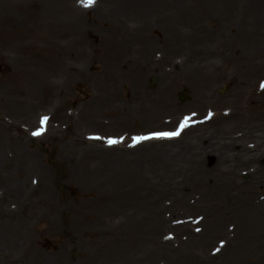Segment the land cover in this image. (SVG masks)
Segmentation results:
<instances>
[{"label": "rangeland", "instance_id": "obj_1", "mask_svg": "<svg viewBox=\"0 0 264 264\" xmlns=\"http://www.w3.org/2000/svg\"><path fill=\"white\" fill-rule=\"evenodd\" d=\"M14 2L0 18V264H264V158L234 157L261 143L246 126L264 122V0ZM201 56L227 73L205 90ZM203 90L218 104L197 100ZM226 131L233 188L219 157L199 154ZM196 135V165L158 152Z\"/></svg>", "mask_w": 264, "mask_h": 264}, {"label": "bare ground", "instance_id": "obj_2", "mask_svg": "<svg viewBox=\"0 0 264 264\" xmlns=\"http://www.w3.org/2000/svg\"><path fill=\"white\" fill-rule=\"evenodd\" d=\"M116 0H113V2H115ZM118 2L120 3H123V4H127L128 3V0H117ZM72 0H63V8H68L71 4ZM14 3H19V2H14V0H0V18H1V14H2V10L8 8V6L10 7L11 5H14ZM61 9V12H67V11H70L71 9ZM0 25H1V22H0ZM264 29V27H263ZM262 29V30H263ZM5 30L0 26V32H4ZM261 32V31H260ZM259 32V33H260ZM5 37H11V36H5ZM12 37L14 39V41L16 40V42H18V44H20L23 40L21 38H16V36H14L12 34ZM23 46L20 44L18 46V48H22ZM113 53H116V50L113 51ZM213 57V58H212ZM209 56V57H200L198 58L199 61L197 62V64L195 65V68L197 70H202L203 71V82H205L204 84V90L207 89V88H210L212 82L214 81V79H216L217 77H225V74L226 73V70L224 68V66L221 64V63H218L217 61L214 60V56ZM264 63V60L263 62L261 61H257V66H262ZM245 81V82H244ZM244 83V84H243ZM247 88V85H246V80L245 78L241 77V79H239L236 87H235V90L236 92L238 93V97H240L238 100H237V104L240 105V107L238 108V110L240 109V111L243 109L242 107L244 106V101H245V98L247 97H244V93H245V90ZM203 90V94L200 93L197 97V100H204V99H209L210 100V104L211 106L212 105H216L218 104V101L220 100V97H217L216 100H214V95L213 94H210V95H206V93L204 92ZM264 103V102H262ZM229 113V110H224L223 112H217V111H214L213 115H212V118H223L224 116L222 115H226ZM204 125H197L193 128H203ZM246 128H250L249 129V133L248 136H252V135H258V137H255L257 139V141L261 140V143L260 145H257V148L256 149H252V148H248V147H239V149H235V156L236 159H237V162L236 163V166H239L241 163H246V160L244 159V152L246 154H253L252 156L250 157H247L248 159H253V158H256L257 161L259 159H262L264 158V122H261L259 123L258 125H253V126H246ZM217 130V129H216ZM218 132H221V131H218ZM202 136L204 135H196L194 138L191 139L190 142H188L186 145H182V146H179L178 148L176 149H171L170 147H166L165 145H158V152L160 153L159 150H161L163 152L164 155L166 154H169L168 151H171L172 154L174 157L173 158H169L168 159V162L170 161H175V160H178V161H182L183 159H189L193 161V164L196 165L197 164V159L198 157H196L197 154V151L194 150L195 149V145L194 143H192L194 140L198 139V138H201ZM213 137V136H212ZM204 138V137H203ZM229 138V132H225L224 135L221 134L219 136V138H216L214 136V139H215V142H211V140L208 141V145L206 148H199V154L201 156H203V154H216L217 157H219L217 160V166L219 167V171L218 173L221 175V179H222V182L219 183L222 187H225V188H233V187H236L232 180L236 179V177H239L238 175V172H235V170H230V171H227L229 169H227L224 165V161L225 159L230 155V153H228V151H232V147L233 145H229V142L227 141ZM221 139V140H220ZM153 142H158L157 140H153V141H149V142H144L143 145H145L144 147L142 148H138V147H141L143 145H137L136 147H133L132 149H135V150H140L139 152H147L151 147H147V145H151V146H154L152 145ZM159 142H162V141H159ZM231 142H235V141H231ZM167 143V142H166ZM235 144V143H234ZM196 145H199L196 144ZM240 146V145H239ZM163 147H166L165 149L167 150H162ZM261 152V154L259 155L258 157V152ZM249 152V153H248ZM150 153H146V155H148ZM247 159V162L251 161V160H248ZM177 161V162H178ZM256 161V162H257ZM176 162V163H177ZM257 164V163H256ZM201 170V169H199ZM264 170V169H263ZM214 170H211V173H213ZM217 173V172H216ZM191 176H194L192 173L190 174ZM255 177V174L254 176ZM256 177L258 178V183L255 185L258 186L259 188L260 187H264V173L263 172H258L256 174ZM248 182L245 184V185H240L241 187V194L247 199V200H250L252 197H254V194H253V189L255 187L251 186L250 184H248ZM257 188V187H256ZM240 191H237V192H240ZM259 203H264V201H261ZM243 204H246L245 202H243Z\"/></svg>", "mask_w": 264, "mask_h": 264}, {"label": "snow or ice", "instance_id": "obj_3", "mask_svg": "<svg viewBox=\"0 0 264 264\" xmlns=\"http://www.w3.org/2000/svg\"><path fill=\"white\" fill-rule=\"evenodd\" d=\"M80 3L84 6V7H91L94 5L95 0H80ZM261 88L264 89V82L261 83ZM49 117L44 116L41 118L40 123L46 124V122L48 121ZM191 119V117H184L183 121L180 124V128L183 129L184 127H187L188 121ZM44 131L43 128L38 129L36 132L33 133V135L39 136L42 134V132ZM179 135V131L176 132H151L147 135L144 136H136L133 137V141L134 144L135 143H139L141 141H145V140H152V139H165V138H173ZM94 139H100V137H93ZM119 140H115V139H111L109 138L107 143L111 146L114 144L119 143ZM197 231H199V229H197Z\"/></svg>", "mask_w": 264, "mask_h": 264}, {"label": "water", "instance_id": "obj_4", "mask_svg": "<svg viewBox=\"0 0 264 264\" xmlns=\"http://www.w3.org/2000/svg\"><path fill=\"white\" fill-rule=\"evenodd\" d=\"M181 99H183V100L186 99V96L185 95H182L181 96Z\"/></svg>", "mask_w": 264, "mask_h": 264}]
</instances>
